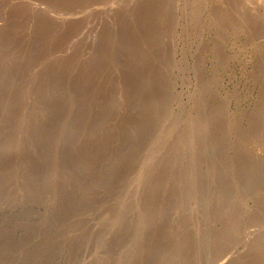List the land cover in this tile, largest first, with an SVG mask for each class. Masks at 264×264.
I'll list each match as a JSON object with an SVG mask.
<instances>
[{"label":"rangeland","instance_id":"374dc122","mask_svg":"<svg viewBox=\"0 0 264 264\" xmlns=\"http://www.w3.org/2000/svg\"><path fill=\"white\" fill-rule=\"evenodd\" d=\"M0 264H264V0H0Z\"/></svg>","mask_w":264,"mask_h":264}]
</instances>
